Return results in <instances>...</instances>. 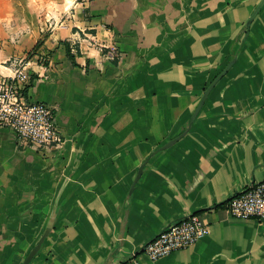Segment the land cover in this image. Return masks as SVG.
<instances>
[{
    "label": "crops",
    "instance_id": "0c3cea01",
    "mask_svg": "<svg viewBox=\"0 0 264 264\" xmlns=\"http://www.w3.org/2000/svg\"><path fill=\"white\" fill-rule=\"evenodd\" d=\"M260 1L0 0V76L27 62L28 99L65 136L39 153L0 127V264H22L49 221L29 264H264V220L225 208L264 179V3L246 27ZM193 213L209 229L195 244L142 252Z\"/></svg>",
    "mask_w": 264,
    "mask_h": 264
},
{
    "label": "built area",
    "instance_id": "2783aa9c",
    "mask_svg": "<svg viewBox=\"0 0 264 264\" xmlns=\"http://www.w3.org/2000/svg\"><path fill=\"white\" fill-rule=\"evenodd\" d=\"M103 55L110 61L119 59V51L112 44L103 47ZM43 55L36 62L45 65ZM24 60L16 61L12 74L0 76V127L10 129L23 147L44 153L65 141L56 121L54 107L29 100L26 91L33 77ZM228 214L242 220H264V179L249 185L226 203ZM207 222L201 214L193 213L167 225L153 239L145 243L142 252L151 260L195 244L208 233Z\"/></svg>",
    "mask_w": 264,
    "mask_h": 264
},
{
    "label": "water",
    "instance_id": "95a60500",
    "mask_svg": "<svg viewBox=\"0 0 264 264\" xmlns=\"http://www.w3.org/2000/svg\"><path fill=\"white\" fill-rule=\"evenodd\" d=\"M264 0H261L258 5L256 6V8L253 10V12L251 13L250 17L248 18V20L246 21V27L248 28L252 19L254 18V16L257 14L258 10L261 8V6L263 5ZM232 64V60L224 67V69L218 74L216 75L212 81L209 83V85L206 87V89L204 90L195 110L193 111L189 122H188V126L191 124V122L193 121V119L195 118V116L197 115L198 111L200 110L202 104L204 103L209 91L212 89V87L214 86V84L216 83V81L218 79H220L229 69L230 65ZM185 131H183L181 134L177 135L176 137L170 139L169 141H167L165 144H163L161 147L158 148L159 149H164L169 147L171 144H173L174 142H176L183 134ZM142 168H143V163L139 166L137 174L134 178V182L137 181V179L139 178L141 172H142ZM133 186L131 187L132 190ZM52 227V221H49V223H47L42 235L39 237V239L37 240V242L35 243V245L31 248V250L28 252V254L26 255V257L24 258L22 264H29L31 259L35 256V254L39 251L41 244L43 243L44 238L48 235L49 231L51 230Z\"/></svg>",
    "mask_w": 264,
    "mask_h": 264
},
{
    "label": "trees",
    "instance_id": "16d2710c",
    "mask_svg": "<svg viewBox=\"0 0 264 264\" xmlns=\"http://www.w3.org/2000/svg\"><path fill=\"white\" fill-rule=\"evenodd\" d=\"M41 44H42V39H39V40L35 43V45L33 46V49H36V48L39 47ZM28 54H30V52H29ZM66 54H67L68 58H70V59L72 60V55H71V53H70V50H69L68 46H66ZM31 76L33 77L34 75H31ZM30 86H31V85H28L26 88L28 89Z\"/></svg>",
    "mask_w": 264,
    "mask_h": 264
}]
</instances>
